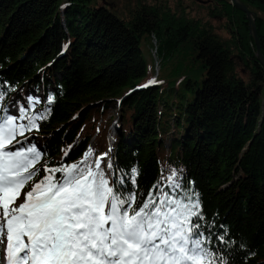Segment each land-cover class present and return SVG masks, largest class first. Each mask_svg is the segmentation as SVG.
I'll list each match as a JSON object with an SVG mask.
<instances>
[{
  "label": "trees",
  "instance_id": "trees-1",
  "mask_svg": "<svg viewBox=\"0 0 264 264\" xmlns=\"http://www.w3.org/2000/svg\"><path fill=\"white\" fill-rule=\"evenodd\" d=\"M241 1L264 57V0ZM206 13L222 18L223 35L182 0H141L122 16L99 0H0V117L20 100L46 115L17 137L42 152L37 168L78 163L91 147L89 163L108 153L110 180L139 194L175 169L199 194L217 264H264V66L233 0H211Z\"/></svg>",
  "mask_w": 264,
  "mask_h": 264
},
{
  "label": "snow or ice",
  "instance_id": "snow-or-ice-1",
  "mask_svg": "<svg viewBox=\"0 0 264 264\" xmlns=\"http://www.w3.org/2000/svg\"><path fill=\"white\" fill-rule=\"evenodd\" d=\"M27 112L20 105L18 115L0 117V264H217L199 194L182 187L175 169L165 185L139 194L123 177L110 180L113 163L101 166L108 153L89 163L91 147L78 163L37 168L42 152L16 147L17 137L47 117ZM138 175L132 168L133 186Z\"/></svg>",
  "mask_w": 264,
  "mask_h": 264
},
{
  "label": "rangeland",
  "instance_id": "rangeland-1",
  "mask_svg": "<svg viewBox=\"0 0 264 264\" xmlns=\"http://www.w3.org/2000/svg\"><path fill=\"white\" fill-rule=\"evenodd\" d=\"M99 1L105 4L106 6L112 8L118 15L122 16L123 14H126L127 12H129L133 7L138 5V3L141 0H99ZM175 1L179 2V0H169L170 3L172 2L174 4H175ZM210 3H211V0H182V4L187 5V6L190 5L192 7L193 14L197 16H202L204 20L209 21L213 25V28L216 32L221 33L223 35L222 18L218 16L211 17V16H208L206 13V6L209 5ZM147 45H148V39L144 37L141 41V50H142L143 55L148 58L149 56H148V51L146 47ZM152 52H154V49L152 50ZM158 67L159 65L156 61L155 68L158 69ZM236 69H237V72L240 74V76H242L244 79H248L250 75L249 70L241 62H238ZM26 96L28 100L29 98H31L32 100H38L39 102L41 101L40 94L39 92L35 91V89H31L27 91ZM20 105H25V102L23 100L12 101V103L7 108L6 115H18L19 114L18 108ZM108 112L109 114L117 115L118 114L117 107L114 106L113 104H110ZM33 114L38 115V112L34 111ZM115 126H116V123L111 124V127H115ZM16 147H20V145H16Z\"/></svg>",
  "mask_w": 264,
  "mask_h": 264
},
{
  "label": "water",
  "instance_id": "water-1",
  "mask_svg": "<svg viewBox=\"0 0 264 264\" xmlns=\"http://www.w3.org/2000/svg\"><path fill=\"white\" fill-rule=\"evenodd\" d=\"M233 1H234L236 6L240 7L246 13V16H247L248 21H249V29H250V32H251V34H252V36L254 38V41L256 43L257 58L261 62V64L264 66V57H263L262 52L260 50L259 38H258V34H257V30H256V25H255V22H254L253 14L247 8L245 3H243L241 0H233Z\"/></svg>",
  "mask_w": 264,
  "mask_h": 264
},
{
  "label": "bare ground",
  "instance_id": "bare-ground-1",
  "mask_svg": "<svg viewBox=\"0 0 264 264\" xmlns=\"http://www.w3.org/2000/svg\"><path fill=\"white\" fill-rule=\"evenodd\" d=\"M115 133V132H114Z\"/></svg>",
  "mask_w": 264,
  "mask_h": 264
}]
</instances>
